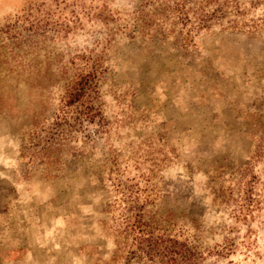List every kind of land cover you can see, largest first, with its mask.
<instances>
[{
    "label": "rangeland",
    "instance_id": "obj_1",
    "mask_svg": "<svg viewBox=\"0 0 264 264\" xmlns=\"http://www.w3.org/2000/svg\"><path fill=\"white\" fill-rule=\"evenodd\" d=\"M0 264H264V0H0Z\"/></svg>",
    "mask_w": 264,
    "mask_h": 264
},
{
    "label": "trees",
    "instance_id": "obj_2",
    "mask_svg": "<svg viewBox=\"0 0 264 264\" xmlns=\"http://www.w3.org/2000/svg\"><path fill=\"white\" fill-rule=\"evenodd\" d=\"M23 41H18L22 44ZM17 64H21V61ZM100 77L96 72L79 75L77 81L62 96L55 113L46 116L42 125H34L30 136H36V154L50 155L71 145L77 132H83L90 124H96L101 133L104 118L100 106ZM89 135H85L88 137ZM190 261L193 254L189 252Z\"/></svg>",
    "mask_w": 264,
    "mask_h": 264
}]
</instances>
